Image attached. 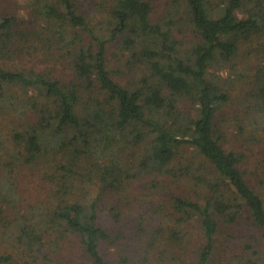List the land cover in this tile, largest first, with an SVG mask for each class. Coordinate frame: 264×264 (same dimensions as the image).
Returning a JSON list of instances; mask_svg holds the SVG:
<instances>
[{
    "label": "trees",
    "instance_id": "16d2710c",
    "mask_svg": "<svg viewBox=\"0 0 264 264\" xmlns=\"http://www.w3.org/2000/svg\"><path fill=\"white\" fill-rule=\"evenodd\" d=\"M88 1L30 0L31 21L0 12V61L58 55L73 75L63 83L20 65L0 66V113L13 110L14 125L7 139L0 132V264H12L21 249L48 259L46 238L72 236L93 264H154L135 262L131 251L133 258L120 252L117 260L104 254L115 241L102 217V191L125 195L142 180L162 186L159 208L168 211V221L137 218L136 233L151 235L143 243L166 248L156 264H179L181 256L170 252L176 246L192 254L182 264H220V239H233L245 218L264 239V199L242 171L245 155L223 146L217 118L231 95L211 71L264 39V0H168L165 18L154 0ZM181 31L192 40L180 39ZM261 72L251 104L244 100L255 121L264 115ZM21 166L47 168L56 200L21 204L14 180ZM74 184L100 193L87 203L61 197ZM110 212L121 221V209ZM191 223L200 235L193 246L190 232L180 229ZM239 264H264V249Z\"/></svg>",
    "mask_w": 264,
    "mask_h": 264
},
{
    "label": "rangeland",
    "instance_id": "374dc122",
    "mask_svg": "<svg viewBox=\"0 0 264 264\" xmlns=\"http://www.w3.org/2000/svg\"><path fill=\"white\" fill-rule=\"evenodd\" d=\"M29 1L0 0V12H3V14L14 13L21 19L31 21V8L27 5ZM80 2L83 5L89 3L88 0H80ZM92 5L95 7L94 4ZM88 7L90 6L88 5ZM154 7L155 11L162 18L168 17V10H166L168 0H154ZM94 15L95 13L93 12L92 17ZM178 36L180 39L187 38V41L192 40L191 36L185 31H181ZM2 59L6 61H0V66L8 68L21 66L26 70L49 74L54 78H58L63 83L71 82L73 78L68 61L58 55L38 54L25 58L21 63L16 57ZM263 69L264 39H259L243 45L229 66L217 63L211 71L213 74L212 78L218 83L220 82L222 87L228 89L231 95L230 103L221 110L217 118L221 130L225 134L223 146L226 150H235L245 155L246 158L241 163L242 171L245 173L249 183L264 199V115L255 121L254 119L257 118L255 115L257 113L256 110H251L250 114L247 115L250 105L247 106V103L244 101L250 100L251 104L252 85L255 83L256 78L262 74L261 70ZM117 78L118 81H122L123 79L119 75ZM233 80L234 82L231 83ZM13 91H15L18 100L23 99V94L18 88ZM30 94H32V89ZM184 108L189 111L193 110L190 104L187 103L184 104ZM12 111L0 113V132L2 136H7L6 139L8 136H12V132L8 130L14 127L8 121V118L13 117L8 114ZM251 121H254V123L251 124ZM242 126H244V129H242ZM12 144L14 143L12 142ZM52 166H55V163ZM47 170L44 167H35L33 169L28 166H21L14 173V180L20 193L21 204L26 206L38 203L47 205L53 202L50 200H56L53 197L56 185L43 176V172ZM6 171H2V174L6 173ZM50 171L57 174L55 170ZM78 185L74 184L72 190H70L71 192L74 191V194L70 192L64 196V191L61 197L67 198L71 195L69 199L76 197L79 201L87 203L100 193L98 186L84 185L88 189L85 190ZM161 187L153 188L150 182L142 180V182L130 188L125 195L102 191L100 204L106 206L103 209L102 217L109 223V233L113 241H115V243H109L104 249V254L109 260H117L121 252V256L126 255L128 257H132V254L135 253L136 258L132 257L135 262H140L146 258L147 261L151 260L154 264L160 261L158 258L166 248L161 246L159 242L156 244L157 247L150 248L152 246L145 244L151 235L147 233L141 238L135 230H138L137 218L140 219L141 216L149 220L151 222L149 224L154 223V220L155 222L164 221L165 219L168 221L167 216H163L168 211H162L159 208V205L164 200L161 196L164 189H160ZM113 206L121 209L123 212L120 222H116L113 218L115 212L113 214L110 212ZM170 222H175V225L178 223L175 218ZM194 226L198 227L194 223L184 225L183 227L180 226L182 233L190 232V245L192 246L200 238L198 234L199 230L194 228ZM232 234H234L233 239H228V235L220 239L218 245L223 243L218 253L220 264H239L240 262L249 261L250 258L255 257V253L264 249V239L261 232L247 218L233 229ZM226 240L231 241L232 244ZM0 248L3 249L2 245ZM46 252L49 256L48 259H45L36 250L25 252L23 249L20 251L15 250V259L12 261V264H93L92 260L80 247L78 239L74 236L63 239H57L56 237L46 238ZM170 252L172 256H181L180 260H178L179 264H182V261L188 263L190 258L192 259V254L183 252L178 246L170 249ZM187 254L188 257L186 256Z\"/></svg>",
    "mask_w": 264,
    "mask_h": 264
}]
</instances>
